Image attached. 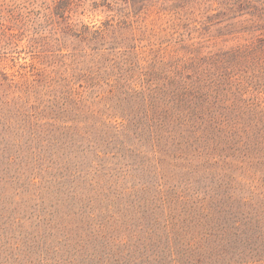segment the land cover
<instances>
[{
  "label": "rangeland",
  "instance_id": "374dc122",
  "mask_svg": "<svg viewBox=\"0 0 264 264\" xmlns=\"http://www.w3.org/2000/svg\"><path fill=\"white\" fill-rule=\"evenodd\" d=\"M233 1L191 0L179 7L163 0L136 5L85 0L86 11L76 8L69 19L54 12L53 0H36L40 17L31 32L37 51L0 55V100H8L15 112H31L32 106L42 122L52 124V132L64 137L49 146L37 144L38 151L23 144L9 152L17 161L0 164V213L12 212L11 218L21 216L25 223L3 230L2 260L19 252L12 243L35 240L37 253L20 252L22 263L11 258L9 264L30 259L33 264H132L106 249L101 236L116 238L120 250L125 248L120 240H134L133 231L148 218L136 212L129 216L131 203L163 196L179 223L184 216L179 196L231 195L263 210V234L255 238L260 245L239 264H264L263 78L249 70L241 85L237 80L222 93L234 104L230 114L252 124L250 131L238 130L232 145H196L188 134L159 128L156 141L147 133L146 145L139 146L143 154L121 155L116 149L119 140L130 143L124 136L118 140L114 117L128 123V117L146 110L143 96L151 94V79L165 73L164 61L208 55L244 41L233 39L227 22L220 21ZM84 24L107 28L105 40L96 45L84 40ZM63 124L85 126L84 136L56 129ZM126 133L137 142L136 133L127 128Z\"/></svg>",
  "mask_w": 264,
  "mask_h": 264
},
{
  "label": "trees",
  "instance_id": "16d2710c",
  "mask_svg": "<svg viewBox=\"0 0 264 264\" xmlns=\"http://www.w3.org/2000/svg\"><path fill=\"white\" fill-rule=\"evenodd\" d=\"M124 1L136 5L149 0ZM163 1L184 7L191 0ZM35 2L36 0H0L1 56H15L22 49L30 53L37 51L34 41L36 37L31 32L40 17L39 10L34 6ZM53 3L52 9L62 18H72L76 8L77 11L81 8L86 11L85 0H53ZM221 14L226 18L220 21H226V26H229L227 33L233 39L240 38L244 41L230 49L208 55L184 56L164 61L165 73L151 79L147 88L151 94L143 96L146 110L128 117V123L114 117L118 140L120 136H124L130 143L125 145L126 142L119 140L116 148L119 154L123 155L124 151L129 150L143 154L144 150L139 146L146 145L144 141L147 133L156 141V129L159 128L170 134L178 133L181 137L188 134L194 144H203L205 147L210 141L232 145L238 130H252V124L243 121L241 116L230 114L234 104L227 98L228 93H222L226 90L229 92L233 82L237 80L241 85L243 79L251 75L248 74L249 70H252L254 76L264 79V4L236 0L228 3L227 10ZM84 27L81 34L84 40L93 45L105 40L107 28L93 29L87 24ZM92 48L95 49V46ZM70 92L76 95L73 87ZM30 107L31 112H15L10 108L8 100H0V164L6 166L17 161L18 156L9 152L15 148L23 149V144L38 151L37 144L49 146L52 142H60L64 137L61 136L64 134L52 132V124L42 122L38 112ZM259 122L260 120L257 123ZM45 127L51 133H47ZM83 127L80 124H63L56 129L81 137L85 134L81 132ZM124 128L125 131L122 130ZM126 128L131 129L132 134H137V142L131 140ZM177 200H182L184 205L180 210L184 216L179 223L173 221L176 213L168 207L163 196L145 199L143 204L131 203L132 208L127 209L128 215L132 216L133 212L145 214L148 222L137 225L139 230H134L132 234L134 240H120L125 246L124 250L116 247V238L102 234L106 249L115 256L127 257L132 264H179L181 258L188 264H239L252 249L257 250L259 247L255 238L259 239L263 234L259 224L263 210L247 199L231 195L208 199L181 195ZM143 205L147 206V210ZM8 213L9 215L0 213V236L3 237V230L14 231L15 227L22 228L25 225L23 217L11 218L13 213ZM113 229L116 230L117 226H113ZM12 246L19 252H11L5 260L0 257V264H9L11 258L22 263L24 256L20 252L25 256L37 253L35 240H19L12 243ZM33 263V259L24 262Z\"/></svg>",
  "mask_w": 264,
  "mask_h": 264
}]
</instances>
